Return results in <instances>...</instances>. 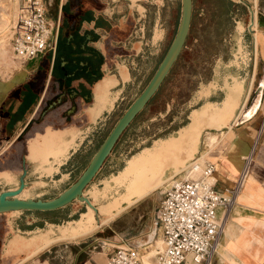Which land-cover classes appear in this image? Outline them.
I'll return each instance as SVG.
<instances>
[{
    "label": "crops",
    "instance_id": "crops-1",
    "mask_svg": "<svg viewBox=\"0 0 264 264\" xmlns=\"http://www.w3.org/2000/svg\"><path fill=\"white\" fill-rule=\"evenodd\" d=\"M65 1L60 0L59 11ZM77 2L82 9V19L74 36L69 33L65 43L61 41L59 64L52 68L54 55L43 54L25 61L19 71L0 79V184L4 183L0 191L16 187L22 156L26 167L25 189L34 173L32 166L48 174L57 171L116 106L123 88L133 82L135 71L150 52L153 41L161 37V31L155 26L149 38L144 39L145 8L140 0ZM252 4L250 13L255 19L256 0ZM235 24V30L240 33L241 22L235 21ZM248 29L252 32L256 54L260 41L258 31L255 34L249 25ZM66 44L69 52L63 54L62 47ZM11 58L12 63L9 61L7 67H2L5 73L19 66V62ZM261 69V100L252 117L233 125L245 111L254 76L245 87L243 80L228 74L220 85L223 91L220 100H205L193 108L187 124L132 155L113 180H109L104 188L111 195L109 213L108 209L93 204L97 213L86 205L84 212L67 221L71 214L57 215L64 206L52 211L18 210L7 219L1 218L0 264H66L67 246L60 242L94 232L104 222L162 187L195 160L214 161L216 188L230 186L246 154L251 158L248 175L236 204L225 217L221 243L212 264H264V160L252 158L259 134L264 130V65ZM94 74L99 78L89 83ZM206 84L199 90L200 96H207L215 86L210 80ZM36 123L38 127L33 128L22 143L24 152L19 155L16 144L27 128ZM202 131L205 132V148L200 151ZM214 136L217 140L224 136L227 141L223 149L226 160L218 158L220 151H210V137ZM209 152L211 155H207ZM95 214L101 217L98 223ZM148 237L152 239V233ZM77 255L78 251L73 264L81 263ZM96 259L99 262L100 259Z\"/></svg>",
    "mask_w": 264,
    "mask_h": 264
},
{
    "label": "rangeland",
    "instance_id": "rangeland-1",
    "mask_svg": "<svg viewBox=\"0 0 264 264\" xmlns=\"http://www.w3.org/2000/svg\"><path fill=\"white\" fill-rule=\"evenodd\" d=\"M20 1L11 0L8 7L0 8V79L19 71L23 65L19 63V66L17 65L13 69L10 68L12 70L9 73L2 71V67H7L9 61L12 63L11 57L13 56L9 50V37L17 20ZM229 1L232 3L231 12L229 16H226L222 14V3L216 0H191L190 25L176 60L148 103L125 127L95 175L82 190L88 200L98 208L108 209L110 207L109 199L111 195H108L104 188L109 180H113V176L123 168L127 159L152 145L157 138L174 134L176 130L187 124L190 111L199 107L205 100H220L223 95L220 85H222L228 74H233L243 80L245 87L250 83L251 78L253 80L254 76L248 97L257 83L261 81V67L264 65V0H256L255 19L259 22L257 24L255 23L254 14L249 11V8L253 9V0ZM43 2L46 5L49 19L56 21L59 17L60 25L62 15L61 11L58 10L60 0H43ZM140 3L145 8L144 20L147 31L144 32V39L149 38V32L155 26L161 31V37L157 42L153 41L150 52L135 71L133 82L123 88L121 98L117 100L116 106L112 108L106 117L101 119L94 132L88 135L86 140L67 156L63 163L58 166L57 171L48 174L43 171L39 172L32 166L34 173L28 187L25 189V194H21L22 197H51L74 181L116 118L137 95L153 73L175 31L179 16V0H140ZM156 20L158 23H156ZM235 21H240L243 25V30L240 33L235 30ZM248 25L251 30L254 29L255 34L258 31L257 36L260 41L257 44L256 54L253 50L252 32L248 29ZM238 46H240L239 50ZM56 49L55 45L53 55ZM48 53L51 54V51L46 50L44 56H47ZM208 80L214 83L215 86L207 96H200L199 90L207 85ZM41 111L42 109L39 110V112ZM37 123L27 128L20 137L19 143L16 144V152H19V155L24 152L22 143L30 136L32 129L38 127L39 124ZM228 132L232 137L231 130H228ZM231 137L228 135V138ZM204 142L205 132L202 131L199 144L200 151L205 148ZM226 143L224 136L220 140H217L215 136L210 137V151H220L218 158L226 160L223 153ZM207 155H211V152ZM245 156L249 157L246 154L242 158L244 159ZM256 157L264 160V130L259 134L257 145L252 154L253 159ZM196 161L199 162V160L194 162ZM196 168V166L189 168V171L191 169L190 176L194 174ZM167 185L168 181L147 197L137 201L111 220L98 226L94 232L76 240L60 242L67 246L66 264H73L74 254L77 251L78 262L81 260V263L78 264L83 262L84 264H104L106 261L105 256L109 251L117 245L124 246L123 243L127 242L138 249L144 263H149V261L154 263L152 255L154 249L160 244V236L153 224L152 213L153 208L158 203L160 193ZM3 186L4 183H1L0 189ZM110 192L113 193L114 190ZM86 208V204L82 201L73 200L61 208L57 215L59 213L71 214V217L65 220L67 221L75 219L78 213L84 212ZM109 211H112V209H108L107 212L109 213ZM11 215L14 214L9 212L0 213V219H7ZM95 215L96 218H101L99 215ZM65 221L59 223V225ZM149 233H152V239L148 237ZM155 239L156 242H154ZM96 258L100 259L99 262Z\"/></svg>",
    "mask_w": 264,
    "mask_h": 264
},
{
    "label": "built area",
    "instance_id": "built-area-1",
    "mask_svg": "<svg viewBox=\"0 0 264 264\" xmlns=\"http://www.w3.org/2000/svg\"><path fill=\"white\" fill-rule=\"evenodd\" d=\"M54 25V28H53ZM59 17L51 21L43 0H21L9 37V50L20 64L43 55L56 45ZM53 32V36H52ZM232 185L216 188L215 162L207 159L174 175L160 193L153 212L160 244L154 249L155 264H212L221 243L222 220L236 204L246 174L247 158ZM115 246L104 264H142L138 249L127 243Z\"/></svg>",
    "mask_w": 264,
    "mask_h": 264
},
{
    "label": "water",
    "instance_id": "water-1",
    "mask_svg": "<svg viewBox=\"0 0 264 264\" xmlns=\"http://www.w3.org/2000/svg\"><path fill=\"white\" fill-rule=\"evenodd\" d=\"M191 0H179V17L174 35L169 42L164 54L157 63L153 73L139 93L131 100L122 113L116 118L90 159L78 174V176L67 187L58 192L54 197L48 199L41 198H19L25 186L24 176L26 174L25 160L21 157V171L17 177V185L14 188L0 191V213L13 210H31V211H52L61 208L73 200L85 202L91 206L88 199L82 196L83 188L95 175L103 160L109 154L112 146L118 139L119 135L130 123L134 116L144 107L146 102L154 94L160 83L168 73L172 64L176 60L185 38L188 33L191 19ZM249 11L251 9L249 8ZM257 23H259L256 20ZM262 81H259L253 89L251 95L247 98L244 105L245 111L239 115L233 125L240 124L248 120L257 110L262 94ZM50 103L48 107H51Z\"/></svg>",
    "mask_w": 264,
    "mask_h": 264
},
{
    "label": "trees",
    "instance_id": "trees-1",
    "mask_svg": "<svg viewBox=\"0 0 264 264\" xmlns=\"http://www.w3.org/2000/svg\"><path fill=\"white\" fill-rule=\"evenodd\" d=\"M216 1H218L219 3H222V7H223L222 14H224L226 16H229V14L231 12L232 3L229 0H216ZM60 11H61V14H62L61 15V23H60V25L58 27V33H57V38H56V48L57 49H56V52L54 54L52 68L55 65L59 64L58 63V61H59L58 59L60 57V54L58 52V48L60 49L61 41L63 40L64 43H65V37L69 33L71 34L72 37L74 36V34L76 33V31H77V29L79 27L80 21L82 19V16H81L82 9H81L80 5L78 4L77 0H66L60 6ZM176 26H177V24H176ZM173 35H174V33H173ZM63 37H64V39H63ZM67 47H68L67 44L64 47H62V48H64L63 54H66V53L69 52V49H67ZM98 78H99V75H95L94 74L93 78L89 80V83L94 82ZM148 101L146 102V104L148 103Z\"/></svg>",
    "mask_w": 264,
    "mask_h": 264
},
{
    "label": "bare ground",
    "instance_id": "bare-ground-1",
    "mask_svg": "<svg viewBox=\"0 0 264 264\" xmlns=\"http://www.w3.org/2000/svg\"><path fill=\"white\" fill-rule=\"evenodd\" d=\"M11 3V0H0V8H6V7H8L9 5L8 4H10ZM254 23V22H253ZM255 23L257 24V22H256V19H255ZM255 24V25H256ZM243 30V25H241V28H240V32ZM252 31H254V29H252ZM1 57V56H0ZM14 58V57H13ZM16 60V59H15ZM17 61V60H16ZM18 62V61H17ZM231 139V138H230ZM247 158V165H246V174H245V177H244V179H243V181H242V184H241V187H240V190H239V193H240V191H241V189H242V187H243V185H244V183H245V180H246V177H247V175H248V165L250 164V162H251V158H250V156L249 157H246ZM198 161H196V162H193V163H191L187 168H191V167H193V166H196L195 164L197 163ZM186 168V169H187ZM185 169V170H186ZM180 173H178V174H176V175H179ZM173 177V176H172ZM171 177V178H172ZM170 178V179H171ZM169 182V181H168ZM25 190V188H23V190L21 191V193L20 194H18L17 195V197H19L20 198V196H21V194L23 193V191ZM239 193H238V195H237V197H236V202H237V199H238V196H239ZM82 196L83 197H85V193L84 192H82ZM86 198V197H85ZM88 199V198H87ZM89 201V200H88ZM83 203H85V202H83ZM89 203H90V205L91 206H88V207H90L92 210H94V212L95 213H97V209H96V207L89 201ZM86 204V203H85ZM87 205V204H86ZM13 212H18V210H13V211H9V213H13ZM225 217H226V215H225ZM225 217L223 218V220H222V223H223V225H222V229H223V232H224V220H225ZM99 222V219L97 218V223ZM217 251H218V249H217ZM142 264H143V261H142Z\"/></svg>",
    "mask_w": 264,
    "mask_h": 264
}]
</instances>
